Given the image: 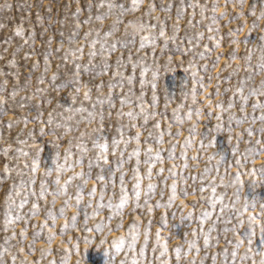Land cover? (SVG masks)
Wrapping results in <instances>:
<instances>
[{
	"label": "rangeland",
	"instance_id": "obj_1",
	"mask_svg": "<svg viewBox=\"0 0 264 264\" xmlns=\"http://www.w3.org/2000/svg\"><path fill=\"white\" fill-rule=\"evenodd\" d=\"M0 264H264V0H0Z\"/></svg>",
	"mask_w": 264,
	"mask_h": 264
}]
</instances>
